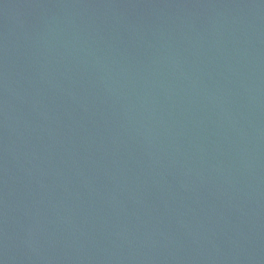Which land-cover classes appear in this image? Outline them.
<instances>
[{
    "label": "water",
    "instance_id": "1",
    "mask_svg": "<svg viewBox=\"0 0 264 264\" xmlns=\"http://www.w3.org/2000/svg\"><path fill=\"white\" fill-rule=\"evenodd\" d=\"M0 264H264V0H0Z\"/></svg>",
    "mask_w": 264,
    "mask_h": 264
}]
</instances>
